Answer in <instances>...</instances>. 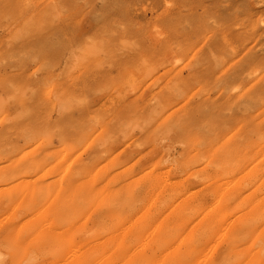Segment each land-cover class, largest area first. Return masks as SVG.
Listing matches in <instances>:
<instances>
[{"label": "bare ground", "instance_id": "obj_1", "mask_svg": "<svg viewBox=\"0 0 264 264\" xmlns=\"http://www.w3.org/2000/svg\"><path fill=\"white\" fill-rule=\"evenodd\" d=\"M0 264H264V0H0Z\"/></svg>", "mask_w": 264, "mask_h": 264}]
</instances>
